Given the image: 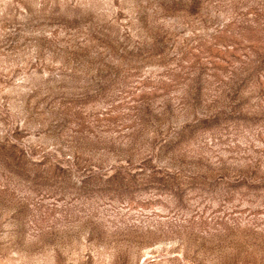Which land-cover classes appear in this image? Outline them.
<instances>
[{
	"label": "rangeland",
	"instance_id": "1",
	"mask_svg": "<svg viewBox=\"0 0 264 264\" xmlns=\"http://www.w3.org/2000/svg\"><path fill=\"white\" fill-rule=\"evenodd\" d=\"M0 264H264V0H0Z\"/></svg>",
	"mask_w": 264,
	"mask_h": 264
}]
</instances>
